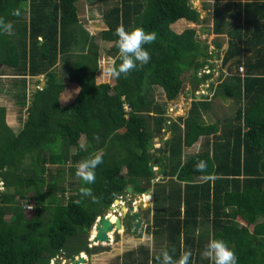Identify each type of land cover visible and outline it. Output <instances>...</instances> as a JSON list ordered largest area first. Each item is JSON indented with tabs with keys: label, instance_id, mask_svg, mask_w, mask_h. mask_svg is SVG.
<instances>
[{
	"label": "trees",
	"instance_id": "obj_1",
	"mask_svg": "<svg viewBox=\"0 0 264 264\" xmlns=\"http://www.w3.org/2000/svg\"><path fill=\"white\" fill-rule=\"evenodd\" d=\"M76 1L0 0V17L11 21L15 33L0 32V68H9L14 77L11 86L0 92L12 100L13 118L19 125L10 126L0 106V264H38L40 259L46 264L59 250L67 258L82 249L97 252L99 245L89 249L85 240L96 214L125 187L132 193L148 188L152 162L161 172L152 184L155 195L165 172L161 154L151 151L148 117L153 118L155 131L166 126L171 132L166 158L175 181L183 182L184 203L191 202L184 209V220L188 212L190 217L209 216L210 236L228 243L237 264H264V0H212L210 30L226 36L221 64L237 70L244 55L242 76L232 74L221 83L222 94L244 104L236 107L225 137L215 133L214 124H203L196 116L200 100L190 102V115L183 120L163 116L165 104L171 105L183 90L182 73L191 70L195 78L206 55L194 28L177 33L169 28L179 18L195 23L204 19L198 18L189 0H118L109 6L101 0L103 29L98 36L110 40L106 54L112 60L118 52L114 35L118 25L129 30L142 27L157 37L144 46L151 56L146 65L127 78L109 75L110 82H95L99 56L95 38L90 35L79 44L74 30L79 25ZM16 9L19 16L13 15ZM56 61L67 81L77 85L76 95L65 105L58 101L64 84L51 69ZM39 74L43 84L28 94L25 78ZM156 89L163 104L153 101ZM80 136L83 146L78 143ZM198 137H205V147L181 161L177 145L181 141L189 147ZM97 152L103 154V163L95 170V184L65 178L75 171L76 162ZM198 160L206 162L204 171L196 170ZM64 181L74 191L66 200ZM82 186L91 187L99 201L82 196ZM173 192L170 200L179 201L180 188L175 196ZM27 201L33 203L30 211L24 208ZM169 210L159 218L153 213L145 229L159 227L160 218L172 215L173 209ZM138 251H126L124 256ZM193 253L195 260L196 248ZM146 259L136 264H147ZM155 262L151 258V264Z\"/></svg>",
	"mask_w": 264,
	"mask_h": 264
},
{
	"label": "crops",
	"instance_id": "obj_2",
	"mask_svg": "<svg viewBox=\"0 0 264 264\" xmlns=\"http://www.w3.org/2000/svg\"><path fill=\"white\" fill-rule=\"evenodd\" d=\"M76 2H75V4H76ZM100 2H101V0H100ZM205 2H210V1L205 0ZM212 3H213V1L211 0V4ZM105 4H107V6H109L112 3L111 4L105 3ZM190 4L191 3H189V5ZM201 4H203V3H200V4L198 3V6L200 8H201ZM191 7L194 8L193 6H191ZM102 8H103V5H102ZM211 10H212V7H211ZM201 11H202V15H205L203 13V11H205L204 8L203 9L201 8L200 12ZM77 15L79 16L78 6H77ZM203 17H201V18H203ZM198 18H200V17H198ZM189 23H195V22L188 21V20H185L183 18H179V19L175 20L174 22L170 23L169 28L172 31L177 33V32H180L184 28H192V27L188 26ZM210 25H211V15H210ZM216 35L224 37V41H213L212 42V40H211L209 42V44L201 42V44L202 45L204 44L205 48H206V55L204 57L205 59L201 58L202 61L204 60V63L201 67H198L196 69L195 78H193L194 81L192 82V84H186V86L185 85L183 86L184 87L183 92L185 94L182 93L181 97H183V95L185 97V95L188 94L189 97H191V95L193 96L194 101L200 100L201 103L196 104L197 105L196 116H198V118L203 122V124H214L215 125V133H218L219 135H221V137H225L226 136L225 134L227 131L226 128L228 125L232 124V118L235 115V112H232L233 114H231V112L229 113L227 111H226L227 113L223 112L225 109L230 107L229 102H230L231 98H229V99L226 98L225 101L223 99H218V103H215V104L210 103L209 98L212 96L215 89H217V88L221 89V83L227 81V77H229L232 74H238L239 76H242L243 68H242L241 63L243 61L244 55L240 56V62L241 63L238 65L237 70H235L230 65L221 64L223 52L225 51V49L227 47L226 36L224 33L223 34H216ZM217 50L220 51V53L217 56H215V58L212 60L210 58L211 54L213 52H215V54H216ZM200 68H201V70H200ZM203 68H205V69H203ZM200 71H201V73H200ZM9 73L10 72H0V78H12L13 76L10 75ZM180 78H181V76H180ZM12 79H14V77ZM33 79H35V78L33 77ZM204 79H206V80L203 82H200V84H198V85L196 84L199 80L201 81ZM41 81H43V80H41ZM7 82L10 83L11 79L8 80ZM189 83H191V82H189ZM41 84H43V83H41ZM36 87H38V86L35 85V88ZM35 88H33L32 90H34ZM63 89H65V88H63ZM73 90H74L73 96L67 102H65V99L63 98L64 95L61 96L62 92H64L65 90H62L59 93L58 101H59L60 105L68 104L74 98V96L77 93V85H76V89L74 88ZM221 94H222V90L220 91L219 96H221ZM161 97H162V95H161ZM189 97H188V99H189ZM182 102H181L182 104H180V105L178 104V107H171V108H170L171 105L167 104L165 107V110L163 112L164 119L167 118L171 121H176V119L178 117H181V119L183 120V118L185 117L184 115H185L186 111L188 110V108L190 106L189 104L191 101L187 104V101L184 100V98H182ZM243 105L244 104L242 102H238L237 105L234 104L235 107H241ZM0 106H3L5 109V120L10 122L11 116H9V112L7 111L6 107L4 105H0ZM167 107H169L171 110H175L173 112V115H172V113L170 115L165 114ZM11 112L14 113L13 111H11ZM169 120H166V121L169 122ZM182 120L179 122L180 126L182 125L181 124ZM156 132H157L156 136L153 135V137H151V143H152V139H154V142H155V143L153 142V144H152V150L153 151L152 150L151 151L154 152L153 154H155V155H158V154H166L167 155L166 149H168V143H169V140L171 138L170 137L171 132H170V130H167L166 126H164L159 131H156ZM81 140H83L82 143H80ZM207 141H208V149H209L210 147H212L211 137H209L207 139ZM204 142H205V137H198V139L193 144H191L189 147H184V146H182V142L180 141V143L177 145V149L179 151L178 157L180 158L181 161H183L188 155L202 150L205 147ZM78 143H79V145L83 146L84 138L80 136L78 138ZM152 163H154V165H152V167L155 166L154 167L155 171L154 172L152 171V176L149 179L150 186L148 188H145V189L150 190V194H149V196L145 195V197H147V199H145V197H143V201L147 202V207L146 208H138V207L134 208L135 210H137L138 218L140 219L138 227L136 228V230H133V226H132V222L130 220V216L129 215L123 216L120 219V225L122 228L120 230L119 229L118 230L112 229V232L109 233L110 242L109 243H102V244H107V246L112 244V246L109 247V250L106 253V255L95 257L97 259L95 260L94 264H136V262H138V261H143L144 258H147L146 259L147 264H151V258H153V257L155 258V256L157 255V253L159 252V250L162 247L167 248L169 250V252L171 254H173L175 257L179 256V253L182 249H191V251L193 253V251H195V248H196V251L198 253V257L195 258V260H194V257L191 258L190 264H198L199 261H200V264H211V262L207 258L206 259L205 258H201V259L199 258L200 251L203 250L204 244H206L208 239L210 238L211 227H210L209 216H208V219L201 217L199 214L198 215H192V217H190V212H188L189 216L185 217V220H184V209H185L186 205H190L191 202H189V204L184 203V201L181 197L182 190H183V187H182L183 182L178 183V181H175V172H171L170 170H168V168L165 167L164 162H162V164H163L162 166H164L165 176L162 177V179L158 182V186H157L158 189H157V187H155L156 188L155 189V195H153L152 184L159 179L161 172H160V166L157 165L155 162H152ZM46 167L50 170L52 168V166L50 168V165H48V164H46ZM74 174H75V171L72 172L71 175L66 174L65 178L70 180V181L74 180L75 183H77L79 178L76 175L73 176ZM196 179H198V178H196ZM177 184H179V185L177 186ZM0 185H2L1 181H0ZM72 187H74V185H72L71 188ZM177 187L180 188V193H179L180 200L179 201H177V200L172 201V200H170L171 197H169V194H170V192H173V191L175 192L176 189H178ZM70 191L71 192H68V194L74 193L73 190H70ZM174 192H173V195L175 196ZM125 194H126V190L124 189L123 193L117 194L114 198L118 197L117 198L118 202H121L120 197L124 196ZM130 194L136 195L138 193H136V192L132 193L131 188H130ZM64 200H66V198H64ZM28 204H29L28 210H30L31 209L30 205L33 206V203H32V201L24 202V205H28ZM106 208L102 212L100 211L98 214H96L94 221L98 216L103 215ZM169 209H173V212H172L171 216L167 217L168 220H166L167 218L165 215L162 218H160V220H162V223L159 225V227L154 228V227L150 226L149 229H147V230L145 229L146 225H149L151 223V220H152L151 216L153 213L154 214L157 213V218H159L165 210H169ZM99 210L100 209L97 208V211H99ZM189 218H190V220H188ZM177 220H179V226H177L178 224H176ZM192 220H193V222L189 223ZM94 221L92 222V224L89 227L90 230H91V226L93 225ZM184 221H185V223H184ZM110 222L112 223V220ZM169 227L171 230H168ZM88 230L85 233L86 234L85 240H86L87 248L91 249L92 246H96L97 244L96 245H89L87 238L90 234V231H88ZM141 230H142V232H141ZM169 237H171V239H172L171 241L169 240ZM134 240L135 241L140 240V241L139 242L137 241L136 242L137 245H135ZM196 244H197V246H199V244L200 245L202 244V245L200 248H197ZM140 247L142 248L141 250H140ZM129 250H134V251L139 250V251L133 253L129 257L127 255L124 256V253L126 251H129ZM173 250H175V251L173 252ZM80 252L83 255L85 253H88V252H82L80 250L77 253L80 254ZM97 252H99V251H97ZM97 252H94V253H97ZM90 253L92 254V252H90ZM76 254H74L71 257H75ZM193 255H194V253H193ZM69 258L70 257H68V258L65 257L63 254V251L59 250L54 256H52L48 259V262L46 264H53L52 262L55 260H62L63 259V261H64V260L69 259ZM84 259H85V256H84ZM207 260H208V262H207ZM42 261H40L38 264H43ZM78 264H82V263H78ZM154 264H156V262Z\"/></svg>",
	"mask_w": 264,
	"mask_h": 264
},
{
	"label": "rangeland",
	"instance_id": "obj_3",
	"mask_svg": "<svg viewBox=\"0 0 264 264\" xmlns=\"http://www.w3.org/2000/svg\"><path fill=\"white\" fill-rule=\"evenodd\" d=\"M117 1L118 0H106L105 3L111 4V3H116ZM208 1H210V2H205V0H189V3H191L192 6L199 12L198 17L201 18L204 16V19L198 24L197 23H189L188 26L194 28L195 34H196V35L194 34V37H196V39L199 40L200 43L203 42V43L209 44V42L211 40H212V42L213 41H224V37L218 36V35L212 33L210 30V15H211L212 4H211V0H208ZM198 3L199 4L203 3L204 10H205V11H203V13L205 15H202V11L200 12L201 8L198 6ZM75 5H76V7L78 6V13H79V16H78L79 23L78 24L79 25L76 24L74 26V30L76 32L77 39L79 40V44L80 45L83 44V42L86 41V39L90 35H92L99 45V51H98L99 56H98V60H97V69L95 70V74H94L95 82H110L109 74L106 72L105 69L108 67V65L112 61L111 57L107 56V54H106V49L111 44V42H110V40H106V39L102 40L98 36L100 31L103 29V27L101 25V21H100L101 20V17H100L101 16V10L103 9L102 8L103 3H101L100 0H78ZM78 51H79V48H78ZM219 53H220V51H218V50L216 51V54H215V52H213L211 54L210 58L213 60L215 58V56H217ZM51 69L54 71L55 74H57V76H56L57 80L63 82V84H64L65 89H63V90H65V91L62 92L61 96L64 95L63 98L65 99V102L69 101L73 96V91H74L73 89L74 88L76 89V84L73 82L67 81L65 73L61 69L60 61H56L55 65ZM203 69H205V68H203ZM200 70H201V68H200ZM0 72H10L11 73V70L9 68L1 67ZM200 73H201V71H200ZM37 76H38L37 78L32 79V80L25 78L26 92L28 94H29L30 89L35 88V83L33 81L37 82L36 84L38 87H40L42 85L41 80H43V75L39 74ZM181 78H182L183 84L185 86H186V84H192V82L194 81L191 70L184 71L181 75ZM10 79H12V78H0V88L6 89L9 86H11L10 85L11 82L10 83L7 82ZM205 80L206 79L201 80V81L199 80L196 84L198 85V84H200V82H203ZM189 82H191V83H189ZM183 89H184V87H183ZM220 91H221L220 88L215 89L214 93L209 98L210 103H212V104L218 103V99H223L224 101L226 100V98L229 99V97L225 96L224 94H221V96H219ZM182 93L185 94L182 90L181 93L172 101V104L170 103L172 105V106H170V108L171 107H178V104L179 105L182 104L183 103L182 98H184V100L187 101V104L190 101L191 102L194 101L192 95H191V97H189V95L186 94L185 97H184V95H183V97H181ZM152 96H153L154 102H157L159 104H163L162 103L163 99L161 97L160 90H157V89L154 90L152 93ZM188 97H189V99H188ZM229 103L228 104L230 107L225 109L223 112H225V113L231 112V114H233L232 112H236V110H235L236 107L234 106V104L237 105L238 102L236 100L231 99ZM0 105H4L7 109V111L9 112V116H11L10 121L12 123H10V126L17 128V126H19V125H18V123H16L14 121L13 113L11 112L12 109H16V108L14 107L12 100L9 99L8 96L4 94V92H0ZM165 107H166V104H165ZM165 107H163V108H165ZM170 108L169 107L166 108V113H165L166 115H168V114L170 115L171 113L173 115V112L175 110H171ZM187 115H190L188 113V110L186 111L184 116L186 117ZM145 120L147 122L148 130L152 133V137H153V135L156 136L157 132L154 130V127H153L154 126L153 118L148 117ZM82 141L83 140H81L80 143H82ZM153 142H154V139H152L151 146H152ZM152 153H154V152H152ZM160 156H162V160L165 164V167H167L168 170L171 171L172 163L166 158V154H161ZM154 167L155 166H153V167L151 166V169L153 172L155 171ZM50 168H51V166H50ZM64 186H66V187H65V192H64L63 198H67V196L69 195L68 192H71V191H70V188H69L68 184L66 183V181H64ZM1 189H2V185H0V190ZM157 189H158V187H157ZM24 208L26 211H30V210H28L29 204L24 205ZM107 212H108V209L106 208V210L104 211L103 214H106ZM110 219H114V216L110 215ZM88 231H90V229ZM141 232H142V230H141ZM137 241L139 242L140 240H136L134 242L135 245H137V243H136ZM97 245H99V250H97L99 252H97V253L93 252L91 254L90 253L91 251L89 250L88 253L84 254L85 259H84V262L82 264H85V263L86 264H94L95 260L97 259L95 257L106 255V253L109 250V247L112 246V244H110L108 246H107V244H97ZM81 251L85 252L83 249ZM201 253H202V251H200L199 258L200 259L205 258L201 255ZM84 256H82V257H84ZM41 260L42 259H40V261ZM60 261H63V259ZM207 262H208V260H207ZM198 264H200V261L198 262Z\"/></svg>",
	"mask_w": 264,
	"mask_h": 264
},
{
	"label": "clouds",
	"instance_id": "obj_4",
	"mask_svg": "<svg viewBox=\"0 0 264 264\" xmlns=\"http://www.w3.org/2000/svg\"><path fill=\"white\" fill-rule=\"evenodd\" d=\"M20 14L19 9L13 12V15L16 16ZM13 28L11 21H6L0 17V32L12 36L15 35ZM114 35L117 37L115 47L118 52L105 70L113 78H127L132 71L143 67L150 61V53L144 46L155 43L156 33L146 32L144 28L135 26L129 30L121 24L116 27ZM101 163H103L102 153H90L73 165L75 175L84 182V185H93L96 182L95 170ZM195 167L197 171H204L207 165L205 161L198 160ZM80 193L82 196L91 198L94 203L99 201V197L94 194L91 187L82 186ZM192 255L191 249H182L179 256L175 257L167 248L162 247L155 256V261L156 264H190ZM201 255L207 258L211 264H237L234 250L229 247L225 240L215 236H210Z\"/></svg>",
	"mask_w": 264,
	"mask_h": 264
},
{
	"label": "water",
	"instance_id": "obj_5",
	"mask_svg": "<svg viewBox=\"0 0 264 264\" xmlns=\"http://www.w3.org/2000/svg\"><path fill=\"white\" fill-rule=\"evenodd\" d=\"M192 6V4H190ZM38 76H34V78H37ZM43 83V81H41ZM154 165V163H151L148 167L149 170H151V166ZM126 194L122 197H120V201L118 202V197L114 198L107 206L108 212L106 214L98 216L93 225L91 226V229H94V233L91 235L89 234L87 240L89 245H96V244H102V243H109L110 242V236L109 233L112 232V229H120L122 228L120 225V219L125 216L129 215L130 220L132 222L133 230H136V228L139 225L140 219L138 218V212L134 208H146L147 202L143 201L142 195L149 196L150 190L145 189L141 193H138L136 195L130 194V187L127 186L125 188ZM110 215L114 216V219L112 220V223L110 222ZM84 257H82L80 254H76L75 257H70L69 259H66L64 261L55 260L53 261V264H78L83 263Z\"/></svg>",
	"mask_w": 264,
	"mask_h": 264
},
{
	"label": "built area",
	"instance_id": "obj_6",
	"mask_svg": "<svg viewBox=\"0 0 264 264\" xmlns=\"http://www.w3.org/2000/svg\"><path fill=\"white\" fill-rule=\"evenodd\" d=\"M239 69H240V68H239ZM123 109H125V110H126V105H125V104L123 105ZM52 263H53V262H52Z\"/></svg>",
	"mask_w": 264,
	"mask_h": 264
},
{
	"label": "bare ground",
	"instance_id": "obj_7",
	"mask_svg": "<svg viewBox=\"0 0 264 264\" xmlns=\"http://www.w3.org/2000/svg\"><path fill=\"white\" fill-rule=\"evenodd\" d=\"M143 197H145V195H142V199H143ZM145 199H147V197H145Z\"/></svg>",
	"mask_w": 264,
	"mask_h": 264
}]
</instances>
